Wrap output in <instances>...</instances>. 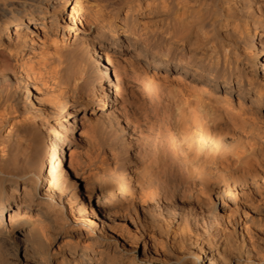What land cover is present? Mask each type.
I'll list each match as a JSON object with an SVG mask.
<instances>
[{"label":"bare ground","instance_id":"6f19581e","mask_svg":"<svg viewBox=\"0 0 264 264\" xmlns=\"http://www.w3.org/2000/svg\"><path fill=\"white\" fill-rule=\"evenodd\" d=\"M0 264H264V0H0Z\"/></svg>","mask_w":264,"mask_h":264},{"label":"rangeland","instance_id":"374dc122","mask_svg":"<svg viewBox=\"0 0 264 264\" xmlns=\"http://www.w3.org/2000/svg\"><path fill=\"white\" fill-rule=\"evenodd\" d=\"M100 197L98 196L96 199H95V201L97 200V199H99ZM59 240L60 239H56V238H53L52 239V245H53V247H55V246H57L58 244H59Z\"/></svg>","mask_w":264,"mask_h":264}]
</instances>
